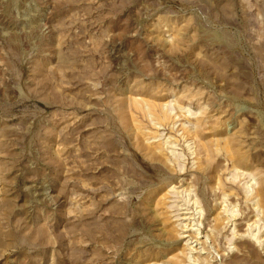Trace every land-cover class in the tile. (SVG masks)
Instances as JSON below:
<instances>
[{
    "label": "rangeland",
    "instance_id": "rangeland-1",
    "mask_svg": "<svg viewBox=\"0 0 264 264\" xmlns=\"http://www.w3.org/2000/svg\"><path fill=\"white\" fill-rule=\"evenodd\" d=\"M0 264H264V0H0Z\"/></svg>",
    "mask_w": 264,
    "mask_h": 264
}]
</instances>
